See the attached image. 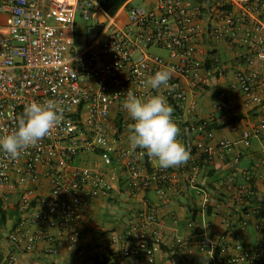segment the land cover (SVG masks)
Masks as SVG:
<instances>
[{"label":"built area","instance_id":"2783aa9c","mask_svg":"<svg viewBox=\"0 0 264 264\" xmlns=\"http://www.w3.org/2000/svg\"><path fill=\"white\" fill-rule=\"evenodd\" d=\"M101 9L98 0H0V132L13 130L32 101L56 99L65 108L62 123L20 158L10 159L0 151L3 208L20 213L8 233L0 220V245L12 242L30 251L42 241L49 243L51 253L58 251L60 239L73 249L84 237L80 223L99 198H110L116 189L130 195L152 190L161 197L185 189L183 166L151 167L153 159L140 158V150L126 142L132 121L122 102L128 90L138 97L157 94L146 83L157 70L172 71L169 87H161L158 94L174 108L175 122L183 110L195 113L199 107L197 96L185 109L189 89L199 90L223 76L221 43L253 65L235 72L234 86L246 94L256 86L264 88V0H157L134 5L126 25L108 15L109 22L100 23L103 28L94 40L82 49L74 47L68 35L76 14L88 19ZM155 46L166 55L152 52ZM255 59L260 66L254 65ZM225 97L221 95L223 106L230 110ZM231 115L225 112L223 118ZM194 117L185 130L214 137L209 121ZM263 130L264 115L258 124L244 128L242 140L249 144ZM219 145L228 147L231 142L221 139ZM195 146L210 154L204 139ZM88 154L100 160L85 163ZM199 170L198 159L192 157L193 183ZM46 226L56 228V235L46 232ZM257 227L264 231V218ZM162 240L157 212L149 208L139 211L123 233H113L109 245L134 256L136 264H159L155 246ZM235 248L239 253L229 264H264L259 246L240 243ZM13 262L9 255L7 264Z\"/></svg>","mask_w":264,"mask_h":264},{"label":"crops","instance_id":"0c3cea01","mask_svg":"<svg viewBox=\"0 0 264 264\" xmlns=\"http://www.w3.org/2000/svg\"><path fill=\"white\" fill-rule=\"evenodd\" d=\"M135 1L153 5L157 0H128L123 5L127 10L122 26L128 23V12ZM95 13L101 14V21L108 17L103 9ZM75 24L77 25V22ZM73 31L72 40L77 33L76 27ZM150 50L164 55L167 53L157 46ZM218 50L223 59V76L214 78L199 90L189 89L185 109L197 96L199 107L195 113L183 110L181 119L176 121L180 130L185 129L187 121L195 120V114H198L197 119L224 124L213 129L215 135L212 138H206L197 131H186L192 136L193 145L204 139L211 147L210 154L199 148L191 154V158L196 157L200 163L195 183L190 181V158L182 168L185 175V189L182 192L161 197L152 190L141 195H130L116 189L110 198H99L93 204L88 219L80 223L84 237L78 247L71 249L66 241L59 239L56 243L58 251L50 253L49 243L46 242H39L30 251L25 250L23 245L6 242L0 245V253L3 255L0 263L7 261L9 255H13L14 260L18 259V264H66L76 254L82 260L81 264H118L120 253L118 245H109L111 235L123 233L139 211L149 208L156 210L158 226L163 235L161 244L155 246L159 264H229V259L239 253L235 246L240 243L245 246H259L264 251V231L257 227V222L264 218V130L260 136L253 137L249 144L242 140L244 128L250 124H258L264 115V88L256 86L252 94H246L236 88L235 72L247 70L253 65L247 61V57L226 43L219 44ZM254 65L260 66L261 62L255 59ZM222 94L227 96L225 100L232 106L230 110L223 106ZM228 111L232 115L223 118L224 113ZM179 139L181 140L180 137ZM221 139L229 140L231 145L221 147ZM126 142L129 143L128 139ZM149 165L158 166L154 160L149 162ZM196 184L203 188V192L197 191ZM135 202L140 205L136 211L130 205ZM106 203L115 207L121 203L126 205L122 208L124 212L119 216V220L109 227L99 224L98 220L100 209ZM7 212L9 217L3 225V230H10L20 217V213L13 209ZM205 225L207 228L203 227ZM45 230L51 235L57 233L56 228L49 226H46ZM91 234L93 238L89 240ZM203 242L206 243L205 248ZM101 251H106L111 257L106 263L96 262L93 257ZM216 252L218 254H215ZM125 264H136V258L126 255Z\"/></svg>","mask_w":264,"mask_h":264},{"label":"clouds","instance_id":"9594fccd","mask_svg":"<svg viewBox=\"0 0 264 264\" xmlns=\"http://www.w3.org/2000/svg\"><path fill=\"white\" fill-rule=\"evenodd\" d=\"M171 76L172 71L167 67L157 70L146 81L157 94L138 97L128 90L122 102V108L132 121L127 126L131 149H139L140 158L147 155L164 169L183 166L191 158V149L178 138L181 130L173 118L174 108L158 94L161 87H169ZM64 112L63 102L56 99L26 104L15 128L0 132V151L10 159L20 158L62 123Z\"/></svg>","mask_w":264,"mask_h":264},{"label":"rangeland","instance_id":"374dc122","mask_svg":"<svg viewBox=\"0 0 264 264\" xmlns=\"http://www.w3.org/2000/svg\"><path fill=\"white\" fill-rule=\"evenodd\" d=\"M133 4L134 5H144L142 2H139V1H135L133 2ZM126 10L127 8L123 7L117 14L116 19L120 25H123L125 23L124 13L126 12ZM99 17H101V14L95 13L90 18L83 19L80 12L76 14L75 23L77 22V25L74 24V26L76 25L75 27L77 29V33L74 35L73 40H72L71 32H69V35H68L71 43L74 44L76 48L78 49L84 48L88 43H90L92 40H94L99 35V33L101 32L103 28V25L100 24V22L102 21L101 19H99ZM103 22L108 23L109 17H105ZM91 159L100 160V158L96 154H88L84 156L85 163H88L89 162L88 160H91ZM76 163H81V160L77 158ZM130 205L134 211H136L140 207L139 203H136V202ZM123 207H126V205L122 203L120 206H116V207L106 203V205L100 209L101 211L98 217L99 224L109 227L111 224H114L115 222H117L119 220V216L122 215L124 212V209H122ZM4 231L5 233H8L9 229L5 228ZM92 238H93V234H91L88 239L90 240ZM81 263H82V260L75 254L67 261L66 264H81ZM0 264H7V261L5 260L1 262ZM13 264H18V259L14 260Z\"/></svg>","mask_w":264,"mask_h":264},{"label":"trees","instance_id":"16d2710c","mask_svg":"<svg viewBox=\"0 0 264 264\" xmlns=\"http://www.w3.org/2000/svg\"><path fill=\"white\" fill-rule=\"evenodd\" d=\"M127 1L128 0H98L102 9L105 11V13L107 15H110V16L116 15L119 12V10L123 7V5L126 4ZM189 123H190V121L186 122V124H189ZM223 125H224L223 123L218 124V121H212V122H208L207 128L208 129L220 128ZM179 137L181 138L182 142L185 143V145L190 148V145L193 142L192 136L188 135V133L186 132L185 129L181 128V131L179 133ZM188 139H190V140H188ZM189 141H191V144L189 143ZM196 151H197V147L195 145H193V147L191 148V154L195 153ZM8 217H9V214L3 208V202H2V199L0 198V220H1L2 225L6 223ZM215 254H218V253L216 252ZM2 257H3V255H2V253H0V261L2 260ZM93 257H94L95 261L99 262V263H106L107 261H109L111 259V257L109 256L108 253H106V251L98 252V254L93 256ZM100 257H102V259ZM125 257H126V255L120 254L118 256V264H125Z\"/></svg>","mask_w":264,"mask_h":264}]
</instances>
